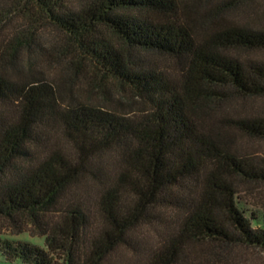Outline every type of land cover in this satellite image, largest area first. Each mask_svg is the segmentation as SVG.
I'll return each instance as SVG.
<instances>
[{
	"label": "trees",
	"instance_id": "obj_1",
	"mask_svg": "<svg viewBox=\"0 0 264 264\" xmlns=\"http://www.w3.org/2000/svg\"><path fill=\"white\" fill-rule=\"evenodd\" d=\"M200 1L207 0L0 6V254L7 261L238 264L239 252L264 255V228L253 226L256 214L248 217L238 197L242 184L264 185V159L232 152L201 111L264 98V61L237 54L264 51V30L226 21L232 8L209 0L214 28L200 40L193 18ZM45 27L64 38L56 45L65 56L58 79L37 69L51 48ZM150 54L170 58L180 76L153 65ZM76 75L129 90L143 110L82 102L64 84ZM230 122L264 141V116ZM4 233H30L44 247Z\"/></svg>",
	"mask_w": 264,
	"mask_h": 264
},
{
	"label": "rangeland",
	"instance_id": "obj_2",
	"mask_svg": "<svg viewBox=\"0 0 264 264\" xmlns=\"http://www.w3.org/2000/svg\"><path fill=\"white\" fill-rule=\"evenodd\" d=\"M193 3L196 0H189ZM7 0H0V6L7 7ZM220 3L224 6L231 7L232 9L226 14V21L233 23L245 24L257 29L264 30V0H252L246 4L245 0H213V6ZM214 10V9H213ZM196 22V32L200 40H206L209 37V32H212L214 27L209 28V0L200 1L197 6V12L193 15ZM19 21H16L17 26ZM44 37L45 43L50 49L45 52L44 56L39 57L37 65L41 71L49 79L60 78L64 75L61 68L60 60L65 57L62 56V50L59 49L58 44L64 45V38L62 34L55 29L45 27L41 32ZM55 45V46H54ZM61 52V53H60ZM243 60L256 59L264 61V51H240L237 53ZM153 65L160 68L165 72L171 73L175 78L180 76L179 67L168 57L160 55H147L146 57ZM90 68V67H88ZM88 68L86 70H88ZM92 74V68H90ZM68 76V75H67ZM66 80V89L71 90V94L75 95L79 100L84 103L101 106L104 108L112 109L118 112H139L143 110V106L137 98L126 89H121L113 82L102 81L99 77L91 81V77L85 79L83 76H73V79L68 77ZM101 80V81H100ZM98 85H103L99 87ZM202 113L209 116V129L215 130V127H220L224 143L227 144L232 152L240 156L249 157L252 159H264V141L254 140L243 136L230 121L233 119L251 117V116H264V98L252 100H236L226 103L220 108L212 111L209 109L201 110ZM217 114V115H216ZM218 129V128H217ZM239 201L241 206L247 211V216L250 217L251 213L256 214L258 220L253 222V226L260 225L264 228V185L263 184H242L239 189ZM4 239L12 241H24L33 245L44 247V238L33 237L30 233H22L20 235H11L4 233ZM238 264H264V255L252 251L239 252ZM234 257V256H233ZM231 259H236L231 258ZM0 264H24L22 261L10 262L7 261L0 254Z\"/></svg>",
	"mask_w": 264,
	"mask_h": 264
}]
</instances>
